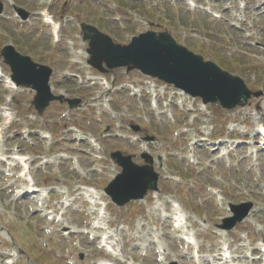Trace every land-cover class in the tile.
Instances as JSON below:
<instances>
[{
    "label": "rangeland",
    "instance_id": "374dc122",
    "mask_svg": "<svg viewBox=\"0 0 264 264\" xmlns=\"http://www.w3.org/2000/svg\"><path fill=\"white\" fill-rule=\"evenodd\" d=\"M39 1L0 0L5 5L0 17V65L8 76L1 50L5 45H14L23 55L53 68L54 94L81 98L83 107L70 111L66 105L53 103L43 115H38L32 106L33 92L5 91L0 79V115L6 108L11 113L9 119L0 118V126L5 130L2 143L12 152L19 149L31 157V176H35L36 186H54L65 192L57 193L52 202L61 197L72 199L74 203L61 223L52 221L46 212L36 213L42 208L37 202L39 196H31L36 205L31 200H26V204H22L24 200L13 204L12 197L17 193L15 183L19 180L12 166L0 164V258L9 257L15 264H98L105 253L94 241L96 234L90 228L91 217L96 214L93 205L84 198V192L74 191V187L82 185L93 187L101 194L99 198L109 204L107 222L113 226L115 240L120 241L119 248L135 264L173 261L194 264L190 248L173 228L174 204L188 213L184 214L188 218L185 226L188 233L195 234L203 264H211L206 262L207 257L212 264H222L218 257L221 242L224 245L225 241L230 245L234 264H254L247 259L246 249L237 248L236 244L242 233L248 234L250 241L264 239V152L258 153V126L264 125V96L252 100L243 109L226 111L211 105L204 109L200 100L188 101V97L173 87L137 71L127 72V69L98 76L94 87H89L92 82H88L84 74L87 44L82 42L75 28L68 32L62 30L59 43H53L50 29L38 19ZM194 1L198 5L203 3ZM77 2L81 9L78 23L98 24L118 44H128L134 36L151 27L157 32L167 30L179 44L243 78L251 90L264 91V49L255 47L256 43H264L261 10L252 16L253 29L245 32L232 30L229 25L217 28L209 22L203 24L207 20L202 13L186 11L182 0ZM208 2V7L216 8L213 0ZM137 3L144 7L137 6L135 11ZM157 3L161 4V10ZM13 7L34 15L22 22ZM174 8L177 10L172 11ZM180 13L182 25L187 26L184 30L172 19ZM203 16L207 17L204 13ZM204 36L209 40L203 41ZM202 43L206 46L202 47ZM79 52L82 55H78ZM68 73H77L80 77L74 81L65 77ZM101 79H106L109 90ZM7 99L12 103L7 104ZM154 102L157 108L151 107ZM132 125L143 129L141 137L148 134L157 141L146 143L142 138L134 141L140 136L131 131ZM73 130L82 137L92 136L95 145L88 140L79 141ZM145 148L155 159L163 157V168L155 162L161 174V192L149 193L146 200L132 203L127 209L115 208L104 194L112 177L121 172L111 161L110 154L120 151L132 155L135 163L143 165L140 156ZM15 155L16 152L11 156ZM53 156L58 157L52 163L45 164L47 160L42 159ZM180 174L185 179L176 182ZM208 187L215 192H209ZM218 193L222 194V203L216 201ZM248 201L255 204L249 220L223 239L215 226L230 215L229 204ZM59 209L65 211L62 206ZM121 225L124 229L118 233ZM67 227L78 233L64 235L63 229Z\"/></svg>",
    "mask_w": 264,
    "mask_h": 264
},
{
    "label": "water",
    "instance_id": "95a60500",
    "mask_svg": "<svg viewBox=\"0 0 264 264\" xmlns=\"http://www.w3.org/2000/svg\"><path fill=\"white\" fill-rule=\"evenodd\" d=\"M82 30L84 40L89 41V64L102 72H107L104 64L110 70L124 67L129 71L137 69L194 98H202L204 104L217 105L220 102L222 107L229 110L237 106L245 107L253 96L259 98L263 95L262 92L250 91L241 78L222 71L212 62H205L202 56L179 45L169 33L149 31L133 38L128 46H122L92 26L83 25ZM3 56L12 68L13 80L37 91L34 105L40 114L50 102L65 101L63 96L56 97L51 93V69L33 63L29 57L21 56L12 46L5 48ZM79 102L68 101L71 108ZM113 158L123 167L122 174L106 189L115 203L123 206L132 199H142L148 190H157L158 176L152 166H138L132 162L131 157H123L120 153L113 155ZM142 158L152 165L153 160L149 155L145 154ZM249 208L234 207L236 217L228 220L225 228L231 229L236 222L242 221Z\"/></svg>",
    "mask_w": 264,
    "mask_h": 264
},
{
    "label": "bare ground",
    "instance_id": "6f19581e",
    "mask_svg": "<svg viewBox=\"0 0 264 264\" xmlns=\"http://www.w3.org/2000/svg\"><path fill=\"white\" fill-rule=\"evenodd\" d=\"M0 153H1V149H0ZM29 191V189H27ZM96 195H98L96 192H95ZM66 233V232H65ZM224 237H226V234H222ZM118 252V251H117Z\"/></svg>",
    "mask_w": 264,
    "mask_h": 264
}]
</instances>
